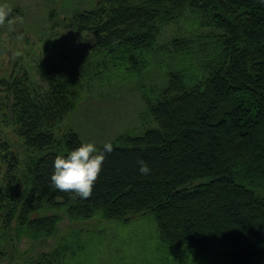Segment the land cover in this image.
<instances>
[{
  "label": "trees",
  "instance_id": "obj_1",
  "mask_svg": "<svg viewBox=\"0 0 264 264\" xmlns=\"http://www.w3.org/2000/svg\"><path fill=\"white\" fill-rule=\"evenodd\" d=\"M97 2L65 24L99 34L101 64L130 72L148 65L166 25L194 15L209 32L172 40L181 57L195 61L170 72L156 101L147 98L158 127L112 142L88 199L55 189L50 179L55 157L82 140L74 131L56 139L43 127L75 107L76 77L91 69L42 67L50 85L44 97L41 85L26 83L27 70L14 74L7 83L15 123L32 153L22 162L0 137L5 172H15L19 184L15 194L0 185L1 224L20 226L23 243L33 248L55 237L65 218L100 213L128 220L151 213L171 256L187 249L197 264H264V0ZM141 159L148 175L139 171Z\"/></svg>",
  "mask_w": 264,
  "mask_h": 264
},
{
  "label": "rangeland",
  "instance_id": "obj_2",
  "mask_svg": "<svg viewBox=\"0 0 264 264\" xmlns=\"http://www.w3.org/2000/svg\"><path fill=\"white\" fill-rule=\"evenodd\" d=\"M97 1L7 0L12 7L10 22L0 26V137L9 141L22 162L24 154L28 156L32 150L24 144L15 123L14 94L8 91L7 83L13 81L14 74L19 76L27 70L26 83L41 85L44 97L50 85L41 77L42 67L58 63L63 70L91 69L76 77L72 88L75 107L43 129L56 139L74 131L83 143L94 142L99 149L121 136L142 135L158 127L149 113L147 98L156 101L169 83L170 72L188 65L190 58L195 61L191 55L181 57L172 40L209 32L201 27L197 16L188 15L162 28L143 69L130 72L126 66L108 61L101 64L104 57L95 47L100 35L65 24L78 12L96 9ZM5 154L0 149V185L8 194H15L19 184L14 180L15 172H5ZM17 170V175L23 172L21 164ZM4 214L5 209L0 208V264H197L187 249L177 257L169 255L151 213L128 220H109L100 213L88 219L65 218L55 237L33 248L23 243L20 226L1 224Z\"/></svg>",
  "mask_w": 264,
  "mask_h": 264
},
{
  "label": "clouds",
  "instance_id": "obj_3",
  "mask_svg": "<svg viewBox=\"0 0 264 264\" xmlns=\"http://www.w3.org/2000/svg\"><path fill=\"white\" fill-rule=\"evenodd\" d=\"M12 12L7 0L0 2V26H3ZM10 22V21H9ZM113 151V144L105 142L103 150L97 148L94 142L82 143L67 156L57 155L54 159V173L51 175V185L61 192L73 193V198L88 199L93 193L96 181L103 170L106 154ZM139 171L143 175L151 172L144 160H138Z\"/></svg>",
  "mask_w": 264,
  "mask_h": 264
}]
</instances>
